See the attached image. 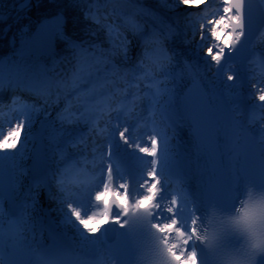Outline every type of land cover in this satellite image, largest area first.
Instances as JSON below:
<instances>
[{"label":"rangeland","instance_id":"374dc122","mask_svg":"<svg viewBox=\"0 0 264 264\" xmlns=\"http://www.w3.org/2000/svg\"><path fill=\"white\" fill-rule=\"evenodd\" d=\"M151 1L153 4L159 6L160 8H163V9L167 8L168 10H172L176 14V16L185 25L188 26V28H192V26H195L196 31L198 29L199 31L204 30V26L201 24L202 19H204V17L212 16L211 14L212 6H218L214 12L219 11V13L221 14V18L226 15L224 11L225 7H227L226 0H208V3L205 4L203 8H198V7L197 8H185L182 4L178 3V0L177 2L176 0H151ZM261 1L264 4V0H261ZM199 2L200 0H197V3ZM6 4L8 5H5L3 3L0 9V28L2 27L3 24L9 21L12 16H14V13L17 10H23L28 4V0H10V2H7ZM92 21H93L92 22L93 25H95L96 27L97 26L101 27L102 22L101 24H99L97 20H92ZM102 25L103 27L101 28L103 29L97 32L96 35L98 36L101 33H104L102 36L100 45L111 48V51H108L107 47L104 48L105 50L104 53L106 54L104 59L108 61L107 65L111 64L109 68L107 69V71H110L113 74H116L118 72L117 70L120 71V68L122 67L124 68V70L130 69L131 76H133L134 72L136 71H137L136 74L140 72H144V74H152L151 76H148L149 82H152L153 80H151V77L152 76L155 77L156 75L155 71L148 73L147 71L142 70L141 65L137 64V62H134V61H137L136 59L137 54L134 55L135 50H137V47L135 46L136 39L133 37L131 39L129 38L130 41H126L127 45H126V50H125L124 48L125 42H122L119 39L121 37L120 33L119 32L116 33V31H114L112 28H111L112 31H110V27L108 24L107 25L102 24ZM223 27H224L223 25L216 26L213 24L209 34L207 33H202V35L198 34V39H199L198 44L201 45V48L199 50L202 52V55L206 56L205 51L210 47V44L214 42V39H213L214 34L220 33V29ZM226 33H230V29H226L225 32L222 33L223 35L222 39L216 41L217 48L213 49L214 52H217L218 49L225 47L222 41L224 38L228 37ZM25 42L24 40H22L20 44L23 46H26ZM260 49H264V47H261ZM18 50L19 52L23 54V50L21 48H19ZM84 51H88V50L85 49ZM223 53H221V55H223ZM26 55L28 54L26 53ZM91 55L93 56L91 57ZM83 56L85 57V60L89 68L96 66L97 59L91 60L95 58V55L93 52H90L89 54H86V55L83 54ZM206 57L209 58V60L212 62V69H213L212 75H214V77L216 78L218 90L219 91L226 90L227 92H230L233 96L231 98L225 99L229 107H232V106L241 107L244 103L247 102L249 104L255 105L258 109L262 108V111L264 113V101H261L259 99L264 89V82L260 83L251 77L253 73L249 69L250 66L248 65L246 67L242 65L224 66L222 64L223 60L217 63L212 59V57H209V56H206ZM27 61L28 60L26 58H22L21 61L18 60L14 62L16 65L12 64V66L15 65L16 67L15 66L13 67L18 68V70L22 69L24 71H31L29 72L28 75H31L34 72V70H36V68L41 69L42 74L45 76L44 81H42L45 85V81H47L46 79H49L48 77L46 78V76L49 73L50 67L48 66L46 67L44 62L38 58H34L32 62L28 61L27 63ZM141 63H144V62L141 61ZM245 71L246 73H244ZM6 73L7 71L5 72L3 71L2 73H0V77H3L5 79ZM121 73H122L123 78L128 77L127 74L124 75V72H121ZM163 74H164V70H163ZM229 77H234V79H229ZM156 78H159V76H156ZM164 82L166 84L167 81L165 80ZM244 84L247 87H244ZM37 85H40V84L37 83ZM51 85H52L51 87L53 90V94L50 95L49 97H53L55 93V89H56V86L53 87V84ZM83 85H86V84L82 82V86ZM97 85H99V83H97ZM92 86L93 84H90L89 86H87V88H92ZM87 88H85L83 92L86 91ZM253 88H256V90H253ZM166 89H168V84H166ZM162 90H163V85L154 82V85L149 86L146 89H143L142 91V93L145 94V96L140 101V102H143V105L145 107L143 109V113L146 115L149 112L148 110L149 107H151V109L154 108L153 110L156 109L154 111L155 115L154 113H152L150 119H153V116L155 117L156 115H158L157 109L159 111L160 107L165 102L166 94L165 93L160 94L162 93ZM34 107L36 106L34 105ZM8 110H9L8 108H5L3 111L8 112ZM13 112L15 111L11 110L10 115L5 117L3 120H0V132H2L4 128L5 130H7L8 124H9L8 125L9 127L11 126L10 122L12 120H9L8 122H6V124H4L3 121L7 120L6 118L13 117ZM19 115H24V113L17 114V120L19 118ZM58 116H61V114H58L57 110H54V108H51L49 112L45 110L44 106L33 108L32 111L27 113V123H26L25 131L23 132V138H21L20 142H18L19 147L16 148L15 151H10V152H3L2 150H0V160H2L7 166L8 165L14 166L13 156L19 155L21 154V152L24 153L23 156L21 157L18 156V160H19L18 172L20 173V175L26 176L25 173L27 172V169L21 166L20 162H23L26 160L27 156L25 153L28 154V157L30 156V160H31L32 153L30 152L33 149L34 141H35L34 132L42 124V122L46 125L45 133L47 131L49 132L48 127L50 125L56 130L55 137H53L54 135L50 134L49 138L52 140L54 139L58 142V148L62 150H58L57 152L61 154V153L70 151L74 147L75 144L79 143L80 139L83 136L82 135L83 130L82 132L78 130L80 123L66 124L65 121L64 123L62 122L58 123V120H59ZM45 117L47 120L44 119ZM87 120H88V114H87ZM262 120L264 121V116L259 121V123H261ZM138 122H142V121L141 120H138V121L127 120L122 124L119 120H116L114 121L112 125H109L108 129L105 131V134L107 135L106 139L102 140V139H97L95 137H91V138H88L92 141L89 146L87 145L85 148H83L82 145H79V147L83 149L82 151L84 155L87 154L88 150L91 151L93 153L92 157L93 158L96 157L93 164L99 166L105 161L104 154L106 150L108 149V146L110 145L112 141L116 140V145L119 148H120V145L122 144L126 146V149L123 150V152H125L126 154H129L133 158H136L139 162V165L145 168L149 172V174L151 175V179L149 180L150 182L153 179L152 174L153 173L156 174L159 171V166L162 163H167L169 160H171L173 155L171 153L170 143L166 141L167 139L166 135L164 136V138H160L156 135L155 132L151 131V129L148 128L147 126L137 125ZM120 126L122 127L120 128ZM124 127L127 129L126 139L128 140V143H125V141L121 139V133H124V130H123ZM69 130H71L72 133L70 135L72 136H67L66 132ZM100 142H102L103 145L99 148L98 151H96L95 150L97 148L96 145H98ZM139 148H148L150 151L155 149L156 155L152 156V155L143 154L138 150ZM89 158L91 159L90 155H89ZM11 162L13 165H11ZM74 194L76 193H72L70 195L67 193H60L56 195L54 200H51V203L54 201H57L59 202L60 205L58 206V209H57L58 213H55L52 215L58 216L61 214V216L64 217L63 225L67 228L66 229L67 232L71 234L75 232H79V233L83 232L85 234L82 228H79V229L76 228L77 221L72 217V213L68 210L69 209L68 205L71 204L76 209L80 210L83 214H85L86 216L96 215V213L92 212L91 207H90L91 203L89 205V200L86 196L79 195V194L74 195ZM26 203H28L27 199H26ZM35 215H36V211L31 214L32 218H34Z\"/></svg>","mask_w":264,"mask_h":264},{"label":"bare ground","instance_id":"6f19581e","mask_svg":"<svg viewBox=\"0 0 264 264\" xmlns=\"http://www.w3.org/2000/svg\"><path fill=\"white\" fill-rule=\"evenodd\" d=\"M107 1L114 3L117 6L116 9L120 10V12H124V14L122 15L124 20L127 21V19H129V18H135L133 13H130V12H132L130 2L136 1V0H107ZM217 7L218 6H214L215 9H217ZM214 8L211 9V14H212L211 17H204V19H202L201 24L204 26V30L200 31V35H202V33L209 34L211 31L212 25H213L212 22L219 20L221 18V14L219 13V11L216 10L217 12H214L215 11ZM120 35H121L122 41L123 40H129L130 41L129 38H132V37L136 39V45L135 46L137 47V50H138V54L136 55L137 61L144 62L147 65L148 70L151 69V70H155L157 72V73H155L156 75L154 78H152V80L155 81L156 76H159L162 79L163 74L160 72V70L166 66V61H167L166 52L163 50L164 45L161 46V44H160V39H162V38L160 36H158L155 32H152V30L149 28H145L142 32L136 33L135 35L121 34V33H120ZM197 35L198 34H196V37H197L196 41H199ZM190 36L193 37V39H195V36L193 33H191ZM260 36L255 41L254 46L252 47L253 51L257 50L259 47L260 48L264 47V40H261ZM222 37H223V35L221 37L219 36V39L213 38L214 42L212 44H210V47H212V49H216L217 48L216 41L222 39ZM142 41L144 42L143 49L146 51L147 56L141 55V51H142L141 42ZM226 50H227V48L224 47V52ZM133 51H134V49H133ZM90 52H92V51L90 50ZM162 52L165 55H162L161 54ZM76 54L77 55L78 54L83 55L86 53H76ZM148 57H150V58H148ZM27 63H28V61H27ZM9 64L11 65V70H12L11 75H10L12 85L10 83L7 85V81L4 78H0V94H3V96H5V97H9V95H7V94L11 93L10 89H9V87H11V89H13V88L23 89L25 91L39 93L41 97L47 99V103H42V105L40 104V107L41 106L46 107L44 104H49L51 102H55L54 98L49 97L50 95L53 94V90L51 87V82L48 79H47V81H45L44 87H38L37 80H38L39 73L34 72L31 77H26L24 80H22L20 78V76H21L20 72H18L20 69L18 70V68H15L16 64L12 61L9 62ZM12 64H15V65H13L15 67H13ZM230 64H231V66H234L233 63H230ZM244 73H246V71ZM7 74H10V73H7ZM101 78L104 81L108 82V84L111 83L112 81H116L118 86H124L122 74L119 72H117L116 74H113V73L106 74V75H103ZM256 80H257V78H256ZM143 85H149V82H146L145 80H140V86H143ZM244 87H246V86H244ZM141 88H143V87H141ZM93 92H96V93L99 92L96 84H93V86H92V93ZM219 92H220V95L224 99H228V98L233 97L232 94L230 92H227L226 90H220ZM143 94L144 93H141L137 98L136 97L133 98L132 101L134 103L140 104L141 102H139V100H141L142 97H144ZM262 94H264V89L262 91ZM20 95L25 97L27 99V101L29 102V104L31 102L34 103L32 101V97L30 95H28L27 93L22 92ZM82 96H85V95L82 94ZM115 98H116V96H113V100L117 101ZM59 99L62 100V104L59 105L62 108V111H61V116H58V119H59L58 123L59 122L64 123V121L66 124L81 123L79 128L83 127L82 130L84 133H83V136L80 139L79 143L75 146L82 145L83 148H85L87 145L89 146L90 143L92 142L90 139H88V137L90 136V133H91V127H89V121L93 115L95 116V114L101 115L102 121L106 120L105 119L107 117L106 109H108L107 106L110 105V98H108V99L106 98V100H103V98L99 97V95L97 94L92 98V101L89 102L90 108H88V109L84 108V103L81 101V99L78 95L74 94V95H69V96H62V99H61V97ZM134 103H132V104H134ZM76 104H78V105H76ZM246 104H247V102L244 103V105H246ZM73 105L74 106L76 105L75 108H73ZM139 106H141L140 107L141 108L140 113H143V109L145 108L144 105H139ZM67 107H68V109L66 110ZM33 108H36V107L33 106ZM148 109L151 110L149 112L150 115L152 113H154V115H155V112H154L155 110L151 109V107H149ZM242 109H243V106L237 108V112L241 115H242ZM14 111H16V110H14ZM87 114H88V120H87ZM91 114H92V116H91ZM7 116H8V114H6L5 117H7ZM1 117L2 118H0V120L1 119L3 120L5 118L4 116H1ZM11 118L12 117L6 118L7 120H4L3 123L6 124V122H8ZM75 118H78V119H75ZM44 119L47 120L46 117ZM71 119H75V120L70 121ZM95 127H96V130H98V127L97 126H95ZM48 130H49V132L47 131L42 137V139H43L42 142H43L44 148H45V156H46V160L48 163L47 165L49 166V171H47L46 172L47 174L44 175V177L47 178V183H46L47 185H45V184H40V185L41 186L44 185L42 190H45L46 187H49V188L51 187L50 191H52L53 182L56 180V177H57V174H54V172L55 171L59 172L61 163L65 160L64 154L66 152L64 154H60L58 152L56 153L57 149L60 150V148H58V142L54 139L52 140L49 138L50 134L54 135L53 137H55L56 130L51 125L48 127ZM66 133H67V136H72V135H70L72 133L71 130L67 131ZM66 133H65V135H66ZM104 139H106V137H104L102 140H104ZM259 141H260L259 138H255L256 143H258ZM102 145H103L102 142H100L98 144V147L102 146ZM149 146H150V144H149ZM256 147L259 148L258 146H256ZM120 148H121V150H125L126 146L124 144H122V145H120ZM257 150H260V149H257ZM23 154L24 153L21 152V154H19V155H14L13 156L14 157V161H13L14 166H11L13 169V181H14V189H15L14 191H15V197H16L17 203H18V209H19L18 211H21L22 214H20V215H23L25 212H27V214L31 215L32 213H34L37 210V213L34 216V218L32 219V222H33L35 227L43 228L44 224L42 223L43 218H42V210H41L43 207L42 206L34 207L33 206V200L31 201L30 197L28 198L27 204H26V199L24 200L23 195L26 192V188L29 186L27 184V182L29 180V176L20 175V173L18 172V169H19L18 168L19 167L18 166V164H19L18 156L21 157V156H23ZM25 154L27 156L26 160L23 162H20V163H21V166H23L25 169H27V166H28L29 160H30V156L28 157V154L27 153H25ZM260 156H262V154H260ZM95 159H96V157L93 158V162L95 161ZM0 162H3V161L0 160ZM3 164L5 165L4 162H3ZM11 165H13L12 162H11ZM5 166H7V165H5ZM98 167H100V165ZM51 168H53V170H55V171L52 172ZM44 180H45V178H42L37 182H43ZM41 193L42 192L40 191V193L38 194L37 197L39 199L41 198V196L45 197L46 202L44 201V205L48 206L49 205L48 201L51 198V195H50L51 192L47 193L48 197L45 196L46 194L42 195ZM22 196H23V198H22ZM118 197H119V199H121L123 197V194L121 192H119ZM52 198H54V196H52ZM2 203H4V201ZM30 203H31V205H30ZM40 203H43L41 199H40ZM59 205L60 204L57 201L52 202L50 207H49L50 212H53L54 214L58 213L57 209H58ZM98 209H99V207L96 210L92 209V211H94L96 213V216H99V215H97V213H99ZM13 215H17V213L15 212V214H13ZM83 215L86 216L85 214H83ZM63 219H64V217H62L61 214L58 216L54 215L52 218V222L57 227L66 231L67 228L63 225V223H64ZM25 226H26L25 222H23L22 224H19L18 229L15 230L14 232L16 233L20 229H25ZM76 228L77 229L81 228L78 223H76ZM100 231H99V234L96 236H92V235H89L87 233L84 234L83 232H80V233L75 232V233H72L70 235L75 239L78 246H80L81 248L92 249L93 243H101L103 240L101 238ZM11 234L12 233H8L9 236ZM64 245H67V243H64Z\"/></svg>","mask_w":264,"mask_h":264},{"label":"trees","instance_id":"16d2710c","mask_svg":"<svg viewBox=\"0 0 264 264\" xmlns=\"http://www.w3.org/2000/svg\"><path fill=\"white\" fill-rule=\"evenodd\" d=\"M7 2L10 0H0V9L3 3L8 5ZM96 2V0H28L26 7L17 10L0 28V71L9 66V62H14L22 55L26 56V53L19 52L17 45L25 40L26 36H30L38 22L62 14L65 16L66 24L57 34V51L49 58H44V61L54 66V71L71 67L74 71L68 72L70 76L64 77V72L57 76V80L64 78L68 80L70 77V84L78 85V78L90 80L92 77H98L105 70L108 61L104 59L106 56L104 48L107 46L100 45L104 33L96 35L103 28L92 23L93 15L105 16ZM75 44L94 53V60L97 59L96 66L84 70L88 64L82 54H75ZM107 49L111 51L110 47Z\"/></svg>","mask_w":264,"mask_h":264},{"label":"snow or ice","instance_id":"6c2138e0","mask_svg":"<svg viewBox=\"0 0 264 264\" xmlns=\"http://www.w3.org/2000/svg\"><path fill=\"white\" fill-rule=\"evenodd\" d=\"M177 2V0H176ZM179 4H182L185 8H197V0H178ZM227 7H225L224 11L226 15L219 20L213 21L212 23L216 26L223 25L224 27L220 29V32L224 33L226 29H231L230 33H226L228 36L237 37L242 30L243 27V14H244V0H226ZM205 5L199 6L198 8H203ZM235 11L236 14H233ZM239 30V31H238ZM216 39H219V36H216ZM235 40L232 42L234 43ZM127 42L124 43V48L126 50ZM220 49H218L219 51ZM162 55H165L163 52ZM229 79H234V77H229ZM259 99L264 101V94H262ZM20 105L19 112L24 113L25 115V124L24 128H20L19 126L14 127L13 125L16 124L15 120H12L11 126L7 125V130L0 132V150L3 152H10L15 151L17 148L18 142L21 140V132L25 131L26 123H27V113L33 110V106H29L26 104H21V102L15 98L12 100L10 105V111L16 110V106ZM121 139L128 143L126 139V132L121 133ZM141 153L147 155H156L155 149L149 150L148 148H139L138 149ZM111 170L109 169V172ZM153 178L155 174H152ZM109 180H111V176H109ZM158 183V181H157ZM156 188V185H153V189ZM152 190H150L151 192ZM110 194V190L105 189L101 192H97L93 196V200L95 202L99 201L102 202L103 206L106 208H110L112 206V201H108V196ZM115 203L124 210V215H127L130 207L129 202L126 197H122L120 200L115 201ZM173 203L176 204L177 201L173 200ZM154 207H158L153 203V199L150 197H146L145 199L139 201L135 208L136 211H144L151 215V209ZM72 213V217L77 221L80 227L84 230L85 233H95L101 230V226L105 225L106 223H116L120 224L122 227H125L126 224L122 223L120 218L113 219L110 211H104L100 213L99 216L96 215H88L84 216L82 212L76 209L74 206L72 209H68ZM169 213L173 212V209H168ZM179 221L178 219L173 220L169 224L160 225V224H153L152 227L160 232L161 234L165 235V239L162 241L164 249L166 251V255L172 261V264H199V258L197 255V251L193 248L191 251L188 250L187 244L191 242V237L196 236L199 237V232L193 226L191 228V236L184 240L185 247L179 251L178 244H170L168 241V234L175 232L178 237L183 238L186 234L183 232L182 229L178 228ZM237 223L243 224L249 230L255 231L258 227H264V211L258 210L255 207H249L245 209L244 214L242 215L241 219L237 221ZM195 221H193V225ZM59 259V258H55ZM0 264H4L2 258H0Z\"/></svg>","mask_w":264,"mask_h":264},{"label":"water","instance_id":"95a60500","mask_svg":"<svg viewBox=\"0 0 264 264\" xmlns=\"http://www.w3.org/2000/svg\"><path fill=\"white\" fill-rule=\"evenodd\" d=\"M233 14H236L235 11ZM66 24L65 16L62 14L45 18L37 23L30 36L25 37V44L17 45L26 52L30 58L48 57L56 53V37L59 30ZM243 24L245 40L235 48L232 54L224 55V62L246 64L251 57L250 47L257 38L264 25V11L259 0H244ZM239 31V30H238ZM235 37H232L230 44H233ZM235 47V46H234ZM45 133V125H41L36 131L35 146L33 148L32 159L29 165L33 177H39L46 172L45 148L42 142V135ZM0 196L7 201V209L11 214H15V197L13 189V178L11 168L6 172L3 162H0Z\"/></svg>","mask_w":264,"mask_h":264},{"label":"clouds","instance_id":"9594fccd","mask_svg":"<svg viewBox=\"0 0 264 264\" xmlns=\"http://www.w3.org/2000/svg\"><path fill=\"white\" fill-rule=\"evenodd\" d=\"M207 3H208V0H200V2L197 3V7L205 5ZM221 35H222V32L215 33L214 38H216V36H221ZM230 40H232V37L228 36L224 38L222 41L224 46L228 49L227 54H232L235 51V48L239 47L244 42L245 40L244 24H243L241 33L235 38V41L233 44L229 43ZM163 43L164 41L160 39L161 46H163ZM143 44L144 42L142 41L141 42V49H142L141 55L147 56L146 51L143 49ZM223 52H224V48H221L219 51L214 52L212 47H209L205 51V55L212 57V59L215 62L219 63L224 58L221 55V53ZM10 91H12V96H11L12 100L15 99L17 95L24 92L32 97V101L34 103H37V104L47 103V99L41 97L40 94L36 92H29L23 89H13ZM13 119L17 121L16 124L13 125L14 127L19 126L22 129L24 128V124H25L24 115H19L18 120H17V115H16ZM125 131H127V129H125ZM21 138H23V131L21 132ZM18 147H19V144H17V148ZM245 205L246 206L244 208L237 209V211L241 213V216L238 219H234L233 223L237 225H243V224L237 223V221L241 219L242 215L244 214L245 209L249 207L256 208L257 206H259L261 209H264V194H261L259 199L257 201H253L252 203H249L248 200L246 199ZM72 207L73 206L71 204L68 205L69 209H72ZM173 220H175V218ZM196 226H197V230L203 227V225L200 223L199 218H197ZM103 227L104 225L101 226V228ZM98 234H99V231L95 233H89V235H92V236H96ZM244 237L247 238V241H248L247 245H245L243 242ZM201 239L203 240L204 237H201ZM233 241H235V244L232 243ZM242 252L249 255L250 258L249 259L236 258V259H227V260L224 259L225 256L239 257V254H241ZM252 253H255V255H251ZM261 255H264V235L258 234L256 230L252 231V230H249L247 227H244L242 229V236L232 235L227 238V241L224 243L220 251L217 253L214 264H258V259ZM199 264H200V261H199Z\"/></svg>","mask_w":264,"mask_h":264}]
</instances>
